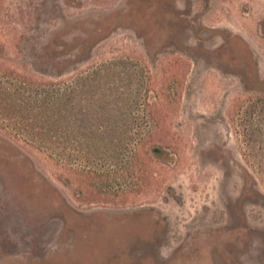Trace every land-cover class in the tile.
Instances as JSON below:
<instances>
[{"label":"rangeland","instance_id":"374dc122","mask_svg":"<svg viewBox=\"0 0 264 264\" xmlns=\"http://www.w3.org/2000/svg\"><path fill=\"white\" fill-rule=\"evenodd\" d=\"M72 77L134 114L122 180L28 143ZM0 264H264V0H0Z\"/></svg>","mask_w":264,"mask_h":264},{"label":"trees","instance_id":"16d2710c","mask_svg":"<svg viewBox=\"0 0 264 264\" xmlns=\"http://www.w3.org/2000/svg\"><path fill=\"white\" fill-rule=\"evenodd\" d=\"M13 93L5 94L7 105L16 100ZM27 97L29 110L35 112L27 126L34 130L28 134L29 144L39 147L54 162L77 158L83 162L79 172L86 177L125 178L141 145V131L122 125L129 115L134 119V114L109 106L100 79H48L38 91L29 90ZM35 135L38 137L32 140ZM149 151L156 154L159 146L151 145Z\"/></svg>","mask_w":264,"mask_h":264}]
</instances>
